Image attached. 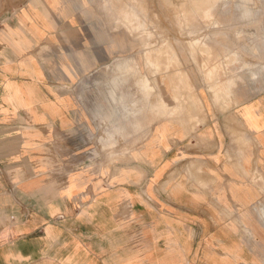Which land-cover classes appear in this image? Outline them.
<instances>
[{"label": "crops", "instance_id": "0c3cea01", "mask_svg": "<svg viewBox=\"0 0 264 264\" xmlns=\"http://www.w3.org/2000/svg\"><path fill=\"white\" fill-rule=\"evenodd\" d=\"M127 33L97 0H0V264H264V89L215 100L231 78L176 52L139 108L79 90Z\"/></svg>", "mask_w": 264, "mask_h": 264}, {"label": "rangeland", "instance_id": "374dc122", "mask_svg": "<svg viewBox=\"0 0 264 264\" xmlns=\"http://www.w3.org/2000/svg\"><path fill=\"white\" fill-rule=\"evenodd\" d=\"M97 5L104 23L127 31L142 48L92 74L79 90L107 91L120 105L139 108L144 73L173 74L180 66L176 52L187 54L197 68L201 62L198 69L212 68L215 74L231 78L226 88L222 83H210L215 100L220 95L223 100L227 95L234 97L236 92L244 98L264 89V0H97ZM215 20L220 21L218 26ZM222 41L230 42L229 49H209ZM109 151L110 144L103 142L102 155H98L104 168L111 163Z\"/></svg>", "mask_w": 264, "mask_h": 264}, {"label": "bare ground", "instance_id": "6f19581e", "mask_svg": "<svg viewBox=\"0 0 264 264\" xmlns=\"http://www.w3.org/2000/svg\"><path fill=\"white\" fill-rule=\"evenodd\" d=\"M112 13H113V12H112ZM120 18H121V17H120ZM130 27H131V26H130ZM197 27H198V26H197ZM143 41H144V40H143ZM147 58H148V57H147ZM156 62H157V60H156ZM153 65H154V64H153ZM177 65H178V64H177ZM166 73H167V72H166ZM144 82H145V81H144ZM160 83H161V82H160ZM146 84H148V82H146L145 85H146ZM152 85H153V84H151V86H152ZM149 87H150V86H149ZM162 99H163V98H162ZM172 100H173V99H172ZM242 131H243V130H242Z\"/></svg>", "mask_w": 264, "mask_h": 264}]
</instances>
